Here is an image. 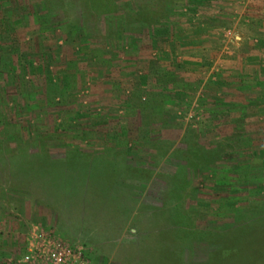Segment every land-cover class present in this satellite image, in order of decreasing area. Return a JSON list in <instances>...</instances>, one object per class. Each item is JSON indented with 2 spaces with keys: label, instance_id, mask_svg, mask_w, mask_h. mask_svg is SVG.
Masks as SVG:
<instances>
[{
  "label": "rangeland",
  "instance_id": "rangeland-1",
  "mask_svg": "<svg viewBox=\"0 0 264 264\" xmlns=\"http://www.w3.org/2000/svg\"><path fill=\"white\" fill-rule=\"evenodd\" d=\"M57 1L0 0V264H21L37 227L91 264H264V157L206 137L264 0Z\"/></svg>",
  "mask_w": 264,
  "mask_h": 264
},
{
  "label": "crops",
  "instance_id": "crops-1",
  "mask_svg": "<svg viewBox=\"0 0 264 264\" xmlns=\"http://www.w3.org/2000/svg\"><path fill=\"white\" fill-rule=\"evenodd\" d=\"M258 2L259 1H255V4H253V16L255 18L251 20L252 24H243L242 26L243 32L246 37H244L243 41L240 43V47L236 51V56H233L227 60V69L225 71L224 77L222 76L223 81L221 92L223 94V98L219 100H211V102H221V104H215L213 102L211 105V108L215 110H218V107H221V116L217 115V112L213 113L212 119H214V121H212L213 123L215 122V130L211 129L209 134L206 136L212 143L220 141L222 145V152H227L226 148L231 147L229 144L233 145L235 141L238 142L239 147H237L236 149L234 148L235 155L239 158L240 156L245 158H247L248 156H252L250 157V160L251 158L253 160L254 158H259L261 156L264 157V145H261L259 143V141L264 140V138H262L264 137V99L261 95L264 92V18L261 20L259 18L257 19V16H259L257 12H260V15L263 13L262 9V11L260 9H257ZM168 29L169 32H171V29L174 30V27L172 26ZM253 33H258L260 35V37H258V43H251L250 36H252L251 34ZM171 38L173 39L175 44L178 43L177 39H175L174 36H171ZM172 39L168 40L173 42ZM209 45L210 44H207V46ZM200 46L203 47L205 46V44H201ZM196 48H199L198 45L196 46ZM196 51L198 53H196ZM203 52L204 51L202 50V48H199L198 50H191L188 52V54L184 55V59H187L189 62H199L204 55ZM125 59L127 64H132L128 68L129 71L126 72L128 74L131 73V71L133 72V70L135 72L136 65L134 64L136 62L133 61L144 59V56H131L130 58ZM115 61H119V63L122 62V64L125 63L123 60H120V58H116ZM140 63L142 69L145 70V74L149 76L150 60L147 58L145 62L142 61ZM119 72L121 73L122 71L119 70ZM121 75L126 74H117L116 77H119ZM180 75H186V73H180ZM99 85L100 84L96 85V88H94V92H105V85L102 88H98ZM106 89H109V87H107ZM134 90L136 92V89ZM36 93L37 92H34L35 96ZM211 94H213V92ZM237 119H240L242 121L240 125L243 128H237V130H235V126L239 124L235 123ZM161 123L162 122H157L154 119L143 122V124H148V129L150 128V131L152 127L154 128ZM240 129H242L243 132ZM149 134L151 135L149 136L150 141H153L154 138H158V140H160V138L153 135V133L150 132ZM257 146L259 147V149L257 148ZM211 148H213V146H211ZM149 150L150 153L148 155L157 157L161 155L163 158L165 157L164 152L161 153L159 148H153ZM210 153L212 154L213 150L210 151ZM252 160L250 161L251 164L253 163ZM237 165L238 164H235L236 167ZM241 166L242 164L238 165V167ZM259 167L260 166L257 167L258 170ZM255 171L256 167L253 168V172ZM131 181V184H137L139 182L135 180ZM17 237L18 234H16V232H13L10 233L8 238H6V240L2 242L4 244L3 250L6 254L15 252L14 248L15 243L17 242Z\"/></svg>",
  "mask_w": 264,
  "mask_h": 264
},
{
  "label": "built area",
  "instance_id": "built-area-1",
  "mask_svg": "<svg viewBox=\"0 0 264 264\" xmlns=\"http://www.w3.org/2000/svg\"><path fill=\"white\" fill-rule=\"evenodd\" d=\"M28 239L21 264H91L81 245H71L53 230L35 228Z\"/></svg>",
  "mask_w": 264,
  "mask_h": 264
},
{
  "label": "trees",
  "instance_id": "trees-1",
  "mask_svg": "<svg viewBox=\"0 0 264 264\" xmlns=\"http://www.w3.org/2000/svg\"><path fill=\"white\" fill-rule=\"evenodd\" d=\"M56 1V3H58V1L57 0H55ZM60 1V0H59ZM166 31H168V29H167V27H166Z\"/></svg>",
  "mask_w": 264,
  "mask_h": 264
}]
</instances>
